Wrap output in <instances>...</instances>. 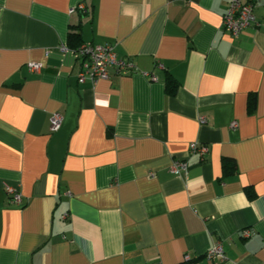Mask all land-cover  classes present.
Masks as SVG:
<instances>
[{"label":"crops","instance_id":"crops-1","mask_svg":"<svg viewBox=\"0 0 264 264\" xmlns=\"http://www.w3.org/2000/svg\"><path fill=\"white\" fill-rule=\"evenodd\" d=\"M226 2L0 0V264H264V0ZM74 27L134 70L78 84Z\"/></svg>","mask_w":264,"mask_h":264},{"label":"built area","instance_id":"built-area-1","mask_svg":"<svg viewBox=\"0 0 264 264\" xmlns=\"http://www.w3.org/2000/svg\"><path fill=\"white\" fill-rule=\"evenodd\" d=\"M261 0H227L226 8L221 15V29L231 37L238 36L241 31L249 26H256L254 18L252 16V8ZM60 51H64L63 46L59 47ZM75 58L80 60V72L77 75V83L82 84L84 82L95 83L99 80L107 79L108 70L112 69L115 74H124L128 71H133V66L126 60L117 58L113 52V48L108 45L99 46L92 44H81L73 52ZM40 68L39 64L28 63L26 69L28 72H37ZM153 81L154 79L151 78ZM61 123V117L59 114L54 113L49 120L50 132L58 130ZM231 129H235L234 123L230 124ZM206 151L205 147H197L195 144L189 146L188 154L194 153L203 154ZM186 164L174 162L169 167L171 174H177L179 171H186ZM5 194L8 201L12 204H19L21 199L20 195L13 188L5 187ZM243 235L246 237L247 233ZM206 261L223 260V252L219 244L215 243L204 255ZM159 264V263H151ZM180 264H197L188 255L182 257Z\"/></svg>","mask_w":264,"mask_h":264},{"label":"trees","instance_id":"trees-1","mask_svg":"<svg viewBox=\"0 0 264 264\" xmlns=\"http://www.w3.org/2000/svg\"><path fill=\"white\" fill-rule=\"evenodd\" d=\"M78 27H74V29L67 34L66 37V47L68 49H71L73 52L76 51L77 47L80 45V38H79V32L77 31ZM175 90V84L173 80L170 77L165 78V83H164V91L167 95H172ZM228 161L223 162V168L226 170H231L232 166L228 165ZM228 168L227 169V166Z\"/></svg>","mask_w":264,"mask_h":264}]
</instances>
